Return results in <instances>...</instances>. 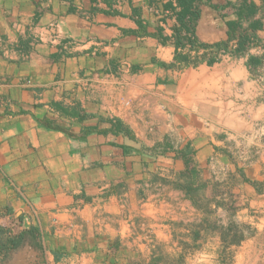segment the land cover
<instances>
[{
	"label": "crops",
	"instance_id": "1",
	"mask_svg": "<svg viewBox=\"0 0 264 264\" xmlns=\"http://www.w3.org/2000/svg\"><path fill=\"white\" fill-rule=\"evenodd\" d=\"M241 1L202 3L198 40H226ZM167 2L0 0V236L19 228L44 264H199L209 243L221 247L224 220L264 213V58L246 63L264 52V19L248 53L166 68L171 43L128 31L136 9L170 36ZM42 118L99 131L72 138Z\"/></svg>",
	"mask_w": 264,
	"mask_h": 264
},
{
	"label": "trees",
	"instance_id": "2",
	"mask_svg": "<svg viewBox=\"0 0 264 264\" xmlns=\"http://www.w3.org/2000/svg\"><path fill=\"white\" fill-rule=\"evenodd\" d=\"M174 2V6H172L170 2L164 4L166 9H170L172 11L176 20V24L173 26L170 36L164 34L163 27L160 24L155 26L154 31H149V23L141 18L140 12L136 9L133 11V13L135 15L137 29L135 31H128V33H133L135 35L153 37L157 39L158 42L163 46L171 43L174 47V58L169 63L161 64L166 68H176L180 70L187 67H196L203 62L209 65L218 61L220 54L224 52H229L233 56L246 54L248 53V49L254 43L250 31L261 28L262 25L260 19H264V0H262L260 6H257L254 2L245 3L242 0L237 6L230 5V7L235 8L238 15V20L228 25V36L226 40L215 43H204L199 41L196 37L195 27L200 17V5L204 2L208 3L209 0H174ZM258 13H260L261 16L259 18H255ZM241 19H251L253 21L248 22L246 28H241ZM159 20L161 23L165 22L164 17H161ZM236 32L239 33L236 35ZM232 40L234 41L235 45L234 47H231L232 49H229V44ZM22 44L23 48H27L26 43ZM263 58L264 52L259 56L248 54L246 63L250 72H252L254 68H256L262 62ZM51 106L61 114L67 115L69 117L84 119L90 116V114L86 113L79 106L66 108L58 102H53ZM100 119L108 121L111 124V131L122 132L134 139V136L129 132L128 128L123 127L117 119ZM38 122L45 128L60 130L72 138L84 137L88 133L99 131V129L96 127H84L80 133L76 135L70 132L69 129L56 124L53 119L42 118L39 119ZM168 148L169 147L166 144H163L144 149L150 152H154L156 150L163 152ZM190 172L192 174L195 173L193 168L190 170ZM22 237V233H18L15 236H9L6 238L3 246L0 248H3L5 251L16 248L21 244Z\"/></svg>",
	"mask_w": 264,
	"mask_h": 264
},
{
	"label": "rangeland",
	"instance_id": "3",
	"mask_svg": "<svg viewBox=\"0 0 264 264\" xmlns=\"http://www.w3.org/2000/svg\"><path fill=\"white\" fill-rule=\"evenodd\" d=\"M18 229L13 227L10 234L16 235ZM217 231L220 230L217 228ZM221 236V247L216 248L214 243L206 246L207 256L212 255L211 264H264V213H235L224 220ZM5 240L6 236L1 235L0 247ZM34 248L30 238L26 246L20 244L9 251L0 248V264H44L42 254ZM203 257L199 264H208ZM191 259L183 258L179 264H193V257Z\"/></svg>",
	"mask_w": 264,
	"mask_h": 264
},
{
	"label": "clouds",
	"instance_id": "4",
	"mask_svg": "<svg viewBox=\"0 0 264 264\" xmlns=\"http://www.w3.org/2000/svg\"><path fill=\"white\" fill-rule=\"evenodd\" d=\"M203 259L207 260L208 264H211L212 256L211 255L205 256V257H203Z\"/></svg>",
	"mask_w": 264,
	"mask_h": 264
}]
</instances>
